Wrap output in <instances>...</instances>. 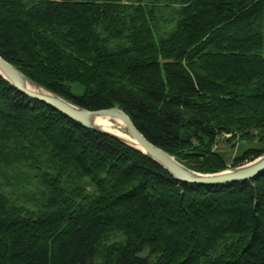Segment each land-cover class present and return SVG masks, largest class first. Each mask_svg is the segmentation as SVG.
I'll use <instances>...</instances> for the list:
<instances>
[{
  "label": "trees",
  "instance_id": "1",
  "mask_svg": "<svg viewBox=\"0 0 264 264\" xmlns=\"http://www.w3.org/2000/svg\"><path fill=\"white\" fill-rule=\"evenodd\" d=\"M0 55L198 172L264 153V0H0ZM0 264H264V171L178 180L0 74Z\"/></svg>",
  "mask_w": 264,
  "mask_h": 264
},
{
  "label": "water",
  "instance_id": "2",
  "mask_svg": "<svg viewBox=\"0 0 264 264\" xmlns=\"http://www.w3.org/2000/svg\"><path fill=\"white\" fill-rule=\"evenodd\" d=\"M0 74L11 82L17 89L31 98L52 106L56 110L65 114L67 117L90 129L108 133L141 150L153 160L160 163L173 177L178 180L187 183L219 184L254 178L264 171L263 153L249 163L233 167L232 169H226L215 173L198 172L180 162L174 155L170 154L165 149L148 140L136 127L130 115L118 106L95 110L78 106L59 94L39 85L12 63L4 59L1 55ZM30 86H35L41 89L31 88ZM119 120L126 124L130 135L140 147L124 140L114 131V127H116L115 125H117ZM101 126H103V128Z\"/></svg>",
  "mask_w": 264,
  "mask_h": 264
},
{
  "label": "rangeland",
  "instance_id": "3",
  "mask_svg": "<svg viewBox=\"0 0 264 264\" xmlns=\"http://www.w3.org/2000/svg\"><path fill=\"white\" fill-rule=\"evenodd\" d=\"M121 131L125 134L128 135V132L126 130L125 127H123L121 129ZM235 143H237V140L235 141ZM246 144V143H245ZM244 144V145H245ZM254 144V143H252ZM219 148H221L222 150H225L227 152V155L231 158L233 155H235L237 152H239V148L243 147L241 144L239 145H233V141L230 143H226L224 140H220L219 144L217 145ZM249 163V162H248ZM246 164V163H245ZM242 166V165H240ZM228 169H232V168H228Z\"/></svg>",
  "mask_w": 264,
  "mask_h": 264
},
{
  "label": "bare ground",
  "instance_id": "4",
  "mask_svg": "<svg viewBox=\"0 0 264 264\" xmlns=\"http://www.w3.org/2000/svg\"><path fill=\"white\" fill-rule=\"evenodd\" d=\"M29 85H30V84H29ZM30 87H31V88L41 89V88H38V87H35V86H30ZM111 126H112V125H111ZM115 126H116V127H114V128H115L114 131H115L118 135H120L121 138H123L124 140L129 141V142H131V143H133V144L139 146V145L135 142V140L133 139V137L130 135V133H129L128 129H127V126H126V124H125L123 121L119 120V121L117 122V125H115ZM101 127L103 128V126H101ZM123 127L126 128V130H127V132H128V135H125V134L121 131V129H122ZM139 147H140V146H139Z\"/></svg>",
  "mask_w": 264,
  "mask_h": 264
}]
</instances>
